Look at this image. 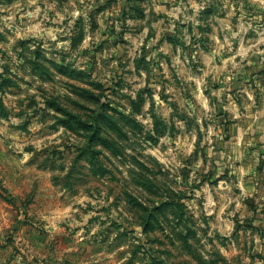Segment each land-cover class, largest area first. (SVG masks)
Returning a JSON list of instances; mask_svg holds the SVG:
<instances>
[{
  "label": "rangeland",
  "instance_id": "obj_1",
  "mask_svg": "<svg viewBox=\"0 0 264 264\" xmlns=\"http://www.w3.org/2000/svg\"><path fill=\"white\" fill-rule=\"evenodd\" d=\"M210 1L0 0V264H264V69Z\"/></svg>",
  "mask_w": 264,
  "mask_h": 264
},
{
  "label": "crops",
  "instance_id": "obj_2",
  "mask_svg": "<svg viewBox=\"0 0 264 264\" xmlns=\"http://www.w3.org/2000/svg\"><path fill=\"white\" fill-rule=\"evenodd\" d=\"M227 9L226 14L221 12L224 19L234 20L237 24L228 35L232 38L230 51L242 53V62H248L252 66L261 65L264 69V0H211L206 3L207 10L201 12L215 17L218 14L219 2ZM206 18V17H205ZM231 30V31H230ZM260 77L256 82L261 84Z\"/></svg>",
  "mask_w": 264,
  "mask_h": 264
}]
</instances>
